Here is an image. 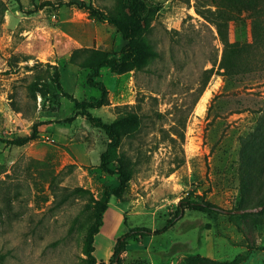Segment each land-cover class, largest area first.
Wrapping results in <instances>:
<instances>
[{
    "label": "rangeland",
    "instance_id": "374dc122",
    "mask_svg": "<svg viewBox=\"0 0 264 264\" xmlns=\"http://www.w3.org/2000/svg\"><path fill=\"white\" fill-rule=\"evenodd\" d=\"M81 1L0 0V264H89L94 200L118 182L99 166L106 135L68 97L95 99L100 90L87 81L90 68L69 56L77 47L118 53L127 40L78 8ZM90 1L128 14L130 0ZM145 1L142 67H103L95 78L108 90L107 103L90 111L113 122L118 150L135 162L123 194L109 196L94 235L96 262L107 264L128 228L147 226L149 235L127 240L122 264H264V50L251 44L264 32V0L260 15L243 11L229 23V39L248 42L242 54L249 64L233 74L216 73L222 44L195 0ZM125 108L140 118L133 135ZM32 134L21 145L10 142ZM189 192L223 210L185 209L163 229Z\"/></svg>",
    "mask_w": 264,
    "mask_h": 264
},
{
    "label": "trees",
    "instance_id": "16d2710c",
    "mask_svg": "<svg viewBox=\"0 0 264 264\" xmlns=\"http://www.w3.org/2000/svg\"><path fill=\"white\" fill-rule=\"evenodd\" d=\"M195 11L209 21L216 28L217 38L222 44V52L219 60L216 58V73L219 74H233L240 70L245 69L249 64L248 53L242 54L243 50L248 47V42L240 40L229 39V23L230 21L236 22L241 19V13L243 11H256L258 15L262 10L258 6V0H195ZM206 5H209L205 7ZM78 8H82L87 11L89 17L96 21H107L116 27L122 37L127 42L122 46L118 53L107 54L98 49H91L77 47L71 52L69 61L71 63L89 67L92 71V75L88 76L87 81L91 86H95L100 90V95L95 99L78 100L75 97L68 96L73 101V106L76 109L77 114L84 115L88 122L99 129H101L106 135L107 141L103 151L99 155L100 168L108 173L115 174L118 180L115 186L105 188L101 196L94 200V216L91 223L88 226L84 252L87 256L89 264H105L103 261L96 262L93 255L94 251V235L99 231L103 224V216L105 209L107 208L110 195L119 197L125 191L129 179L134 172L135 162L124 152L118 150L119 146V131L114 127L113 122L104 121L100 116L93 115L91 109L100 107L107 103V88L101 79H95L100 74V69L103 67L109 68L112 72L123 73L131 69H139L142 67L145 55V48L141 44L138 38L139 26L144 16L141 14L146 9L145 0H130L126 18H120L115 16L114 13H106L101 8L94 5L90 0H82L77 4ZM214 6V9H211ZM264 24V18L258 19V24ZM256 47L255 50L260 51L262 47L264 50V32L261 31L258 37L255 38L253 43ZM90 51L94 53L93 56L88 57ZM262 51V50H261ZM76 53H84L86 56L81 61L76 58ZM213 67L206 69L205 71H211ZM53 82L55 81L56 87L60 88V82L58 79L59 72L55 69L53 73ZM206 79L201 84V90L204 89ZM63 94V92H60ZM59 97L57 93H52V97ZM123 119L130 125L129 133L132 135L136 131L140 118L139 115L131 108L123 109ZM34 135L28 137H20L11 139L10 142L15 145H21L25 141L31 139ZM115 162L113 168L109 167V164ZM53 182V180L51 181ZM55 191V190H54ZM264 204V193L259 200ZM185 209H192L202 212L222 211L223 208L217 203L204 197V194H194L193 192L187 193L181 197L175 207L173 216L165 224L164 228L173 224L178 218H180ZM151 229L147 226H133L128 228L125 232L120 234L114 242L112 252L108 259L107 264H122L121 254L126 249V243L128 239H138L149 235Z\"/></svg>",
    "mask_w": 264,
    "mask_h": 264
},
{
    "label": "bare ground",
    "instance_id": "6f19581e",
    "mask_svg": "<svg viewBox=\"0 0 264 264\" xmlns=\"http://www.w3.org/2000/svg\"><path fill=\"white\" fill-rule=\"evenodd\" d=\"M217 83V82H216ZM214 85H212L209 89L205 90L198 105H197V110L200 111L205 103V100L208 98V95L210 93V90L211 88L213 87ZM216 86V85H215Z\"/></svg>",
    "mask_w": 264,
    "mask_h": 264
},
{
    "label": "built area",
    "instance_id": "2783aa9c",
    "mask_svg": "<svg viewBox=\"0 0 264 264\" xmlns=\"http://www.w3.org/2000/svg\"><path fill=\"white\" fill-rule=\"evenodd\" d=\"M55 16H56V15L53 13V14H52V17L55 18Z\"/></svg>",
    "mask_w": 264,
    "mask_h": 264
},
{
    "label": "crops",
    "instance_id": "0c3cea01",
    "mask_svg": "<svg viewBox=\"0 0 264 264\" xmlns=\"http://www.w3.org/2000/svg\"><path fill=\"white\" fill-rule=\"evenodd\" d=\"M14 25H15V24H14ZM14 25H13V26H14ZM0 45H1V41H0ZM87 156H88V155H87ZM86 159H87V158H86ZM88 159H89V158H88Z\"/></svg>",
    "mask_w": 264,
    "mask_h": 264
}]
</instances>
